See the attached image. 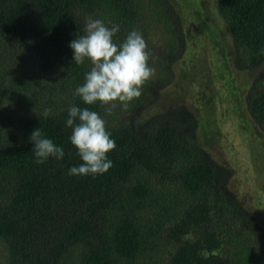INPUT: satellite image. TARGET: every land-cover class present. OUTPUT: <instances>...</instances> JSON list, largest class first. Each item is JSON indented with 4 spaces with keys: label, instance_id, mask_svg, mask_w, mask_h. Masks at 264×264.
<instances>
[{
    "label": "trees",
    "instance_id": "trees-1",
    "mask_svg": "<svg viewBox=\"0 0 264 264\" xmlns=\"http://www.w3.org/2000/svg\"><path fill=\"white\" fill-rule=\"evenodd\" d=\"M217 10L233 67L253 75L245 103L264 130V0H217ZM88 17L118 24L116 43L134 29L146 41L154 73L127 108L74 94L91 65H76L69 44ZM185 50L177 0H0V264H264V224L204 146L196 110L147 114ZM72 105L99 112L115 141L103 174L68 175L82 163L65 123ZM37 128L62 160L36 163Z\"/></svg>",
    "mask_w": 264,
    "mask_h": 264
},
{
    "label": "rangeland",
    "instance_id": "rangeland-1",
    "mask_svg": "<svg viewBox=\"0 0 264 264\" xmlns=\"http://www.w3.org/2000/svg\"><path fill=\"white\" fill-rule=\"evenodd\" d=\"M177 2L186 50L175 66V83L162 90L147 114L180 102L190 104L204 124V146L232 169V188L264 224V130L245 103L253 75L233 67V40L217 0ZM158 35L164 37L160 30Z\"/></svg>",
    "mask_w": 264,
    "mask_h": 264
},
{
    "label": "clouds",
    "instance_id": "clouds-1",
    "mask_svg": "<svg viewBox=\"0 0 264 264\" xmlns=\"http://www.w3.org/2000/svg\"><path fill=\"white\" fill-rule=\"evenodd\" d=\"M119 31L118 24L106 25L100 19L88 17L84 34L76 36L69 47L73 51L72 60L76 65L90 62V70L84 74V83L75 89L84 104L99 103L111 112L119 102L124 108L134 98L142 95L141 88L154 73L149 66V52L142 34L137 30L127 33L122 42L114 37ZM264 55V49L260 51ZM51 109L43 112L46 118ZM66 126L71 129L70 143L77 149L82 160L79 166L68 170L69 176L97 175L107 172L112 166L107 153L115 148V141L106 129V121L99 112L88 107L72 105L68 109ZM36 163L42 164L49 157L62 160L64 149L47 138L41 128L31 133Z\"/></svg>",
    "mask_w": 264,
    "mask_h": 264
}]
</instances>
